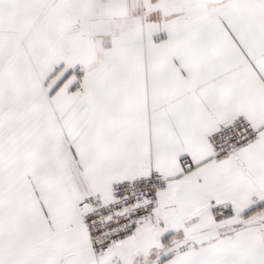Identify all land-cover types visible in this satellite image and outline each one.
Returning <instances> with one entry per match:
<instances>
[{
    "label": "snow or ice",
    "instance_id": "6c2138e0",
    "mask_svg": "<svg viewBox=\"0 0 264 264\" xmlns=\"http://www.w3.org/2000/svg\"><path fill=\"white\" fill-rule=\"evenodd\" d=\"M0 264H264V0H0Z\"/></svg>",
    "mask_w": 264,
    "mask_h": 264
}]
</instances>
